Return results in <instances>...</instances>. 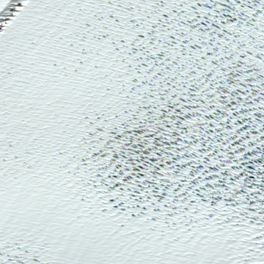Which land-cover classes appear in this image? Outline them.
Instances as JSON below:
<instances>
[{
	"label": "snow or ice",
	"instance_id": "1",
	"mask_svg": "<svg viewBox=\"0 0 264 264\" xmlns=\"http://www.w3.org/2000/svg\"><path fill=\"white\" fill-rule=\"evenodd\" d=\"M0 264H264V0H0Z\"/></svg>",
	"mask_w": 264,
	"mask_h": 264
}]
</instances>
